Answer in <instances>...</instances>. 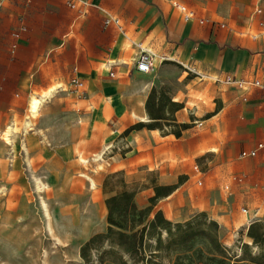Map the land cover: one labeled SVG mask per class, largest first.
<instances>
[{
	"label": "rangeland",
	"instance_id": "rangeland-1",
	"mask_svg": "<svg viewBox=\"0 0 264 264\" xmlns=\"http://www.w3.org/2000/svg\"><path fill=\"white\" fill-rule=\"evenodd\" d=\"M212 1L222 17L219 23L229 25V30L218 25L221 31L247 39L253 48L262 42L264 34L257 40L250 37L263 28L259 22L264 24V0L261 14L255 13V0ZM123 47L136 51L127 41ZM11 50L7 33L0 30V132L10 125L16 132L10 144L0 136V264H116L120 253L111 252L105 241L89 249L86 259L80 249L94 235L106 233L105 200L122 190L134 193L139 208L152 206L150 217L160 210L172 222H184L203 212L217 222L221 242L233 259L243 243L251 244L247 224L264 222V150L252 158L239 159L238 154L264 139V124L263 114L249 106L240 88L225 83L214 93L186 86L192 78L191 63L163 62L150 73L157 92L176 96L187 107L180 113L167 109L165 116L176 123L185 120L189 127L178 141L169 133L177 129L173 122L162 120L160 135H171L162 140L157 132L149 137L147 126L137 127L148 123L139 117L150 120L146 111L116 109L101 80L92 95L78 75L79 84H71L70 75L67 82L51 83H61L59 91L25 133L34 95L14 93L15 87L7 85L4 75ZM108 71L111 79L113 72ZM184 72L188 75L179 81ZM132 97L135 103L137 98ZM130 127L134 128L124 133ZM193 139L202 144L190 153ZM203 149L208 153L196 156ZM194 165L204 176L193 172ZM157 186H171V192L151 203ZM258 251L253 246L248 250L251 255ZM157 259L168 262L166 256Z\"/></svg>",
	"mask_w": 264,
	"mask_h": 264
},
{
	"label": "crops",
	"instance_id": "crops-1",
	"mask_svg": "<svg viewBox=\"0 0 264 264\" xmlns=\"http://www.w3.org/2000/svg\"><path fill=\"white\" fill-rule=\"evenodd\" d=\"M89 1L91 6L80 12L68 8L64 0H0V30L7 33L12 48L4 76L7 85L15 87L12 92H31L28 95L31 97L55 85L59 88L61 83L51 85L55 80L67 82L70 75L76 78L78 75L85 85L84 90L92 95L97 92L99 80L105 83L103 91L109 93L116 109L145 111V101L155 80L150 73L134 68L138 44L158 55H166L180 65L191 63L194 71L186 86L216 93L226 85L223 79L227 75L264 82V39L253 48L247 39L221 31L218 25L222 23L218 18L222 17L212 0H181L206 17L205 24L184 21L169 0ZM108 15L118 18L120 25L104 26L103 20ZM263 31L264 26L255 39L252 35L250 38H263ZM126 41L136 51L125 49ZM104 65L108 66L106 70ZM110 68L113 76L108 79ZM186 75L188 72H184L179 81ZM240 90L249 98V106L263 114L260 123L264 124V91L259 88ZM133 95L137 98L135 103L132 102ZM171 99L178 100L176 96ZM186 109L182 106L176 113ZM4 115L7 119L11 116ZM148 131L152 138L153 132H157L162 140L171 136H161L158 129ZM176 140L180 141L181 137ZM260 141L264 142V139L257 142ZM201 144L200 140L193 139L189 144L190 153L197 151ZM206 153L208 149H203L196 156ZM222 166L223 163L217 164L219 168ZM192 169L195 174L204 176L197 165ZM199 180L202 182L203 177Z\"/></svg>",
	"mask_w": 264,
	"mask_h": 264
},
{
	"label": "trees",
	"instance_id": "trees-1",
	"mask_svg": "<svg viewBox=\"0 0 264 264\" xmlns=\"http://www.w3.org/2000/svg\"><path fill=\"white\" fill-rule=\"evenodd\" d=\"M182 108V103L173 101L163 93H158L153 86L145 101V111L149 117L147 124L137 127L162 131L161 121L170 120L165 116L170 109L173 113ZM176 130L170 131L179 138L186 130L187 123H176L171 118ZM134 127L127 128V133ZM171 186L155 187V195L150 198L154 203L164 192L169 195ZM107 208V231L96 234L86 241L80 249V256L87 258V252L97 242H107L110 251L120 253L116 264H264V222L252 221L246 231L251 244L243 243L241 253L232 257L227 255V247L218 235V224L206 219L203 212L184 222H172L164 217L162 211L153 212L152 206L139 208L134 201V193L122 190L105 200ZM153 241V245L150 243ZM250 246L258 248L256 255H251ZM166 256L168 262L162 263L157 258ZM124 257V259H123Z\"/></svg>",
	"mask_w": 264,
	"mask_h": 264
},
{
	"label": "built area",
	"instance_id": "built-area-1",
	"mask_svg": "<svg viewBox=\"0 0 264 264\" xmlns=\"http://www.w3.org/2000/svg\"><path fill=\"white\" fill-rule=\"evenodd\" d=\"M255 13L261 14L262 13V7H261V1L262 0H255ZM171 6L181 13L182 18L184 21H196L199 24H205L207 22V18L204 16H201L198 14L195 8L190 7L181 0H169ZM65 5L68 8L76 9L80 12H85L86 9L91 6V3L89 0H64ZM104 26H109L111 24L120 25L119 19L108 15L103 20ZM259 25L264 26L262 22H259ZM222 27H226L229 29V27L226 26V24L222 23ZM264 32V31H263ZM257 35H252V38L255 39ZM138 52L136 53L135 57L133 58L134 62V68L135 70L143 73H151L155 70L158 63H163L165 61L170 60L168 56L166 55H158L156 53H153L150 49L142 46L141 44H138ZM188 71L193 72V67H188ZM224 83L232 84L237 86L238 88L242 89L243 91H248L251 87H256L259 89H262L264 91V82L259 79H254L253 81H248L243 78H237L232 75H227L223 79ZM71 84H79V79L76 77H73L71 79ZM264 148V142L260 141L257 142L254 148L249 150H242L239 152V159L244 158H252L257 156L260 150ZM198 184H201V180L197 182ZM246 212V210H243Z\"/></svg>",
	"mask_w": 264,
	"mask_h": 264
},
{
	"label": "bare ground",
	"instance_id": "bare-ground-1",
	"mask_svg": "<svg viewBox=\"0 0 264 264\" xmlns=\"http://www.w3.org/2000/svg\"><path fill=\"white\" fill-rule=\"evenodd\" d=\"M60 86V85H59ZM61 87V86H60ZM59 87V88H60ZM58 85L52 86L50 87L48 90L40 93V94H35L33 96V98L30 101L29 104V109H28V116L26 118V121L24 122V132L27 133L28 131L32 130L31 128V123H32V119L35 120L36 117L39 115L41 108L48 103L53 97L54 95L58 92ZM139 121L141 122H148L147 120L143 119V118H139ZM15 130V127L13 125L8 126L4 132H0V136H2V138L4 139V141L7 144L11 143V134ZM16 133V132H15ZM13 135V134H12ZM10 146V145H9ZM214 150H209V152H214ZM100 157V156H99ZM79 161L84 163L86 162V160H84L82 157H79ZM90 181V186L92 188L95 187V182L92 179H88ZM40 187V186H39ZM42 206L44 208V212L46 214V216L48 217V209L47 206L44 202H42ZM49 231L52 232L51 228L49 227Z\"/></svg>",
	"mask_w": 264,
	"mask_h": 264
}]
</instances>
